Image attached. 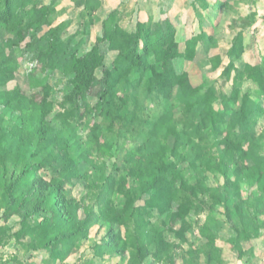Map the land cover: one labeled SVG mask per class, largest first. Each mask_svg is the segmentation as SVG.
Wrapping results in <instances>:
<instances>
[{
    "label": "trees",
    "instance_id": "trees-1",
    "mask_svg": "<svg viewBox=\"0 0 264 264\" xmlns=\"http://www.w3.org/2000/svg\"><path fill=\"white\" fill-rule=\"evenodd\" d=\"M51 1L39 6L36 0H0V247L12 241L15 248L26 246L52 264H64L88 240L90 224L99 221L110 229L105 246L95 248L120 258L127 254L129 264H145L151 243L153 264H222L211 217L198 230L201 246L191 250L187 242L188 217L220 206L235 233L231 241L239 259L246 252L240 247L259 237V222H264V65L241 62L247 43L243 33L255 20L239 21L226 64L218 55L211 58L221 81L231 82L230 93L215 108L213 88H193L189 74L175 68L178 60L193 62L199 45L206 39L212 43L210 36L198 32L180 43L177 28L165 16L138 20L127 30L113 10L101 21L95 44L80 55L61 37L65 22L53 25L49 19L56 6ZM69 1L90 19L100 7L97 0ZM195 2L201 10L208 8L205 0ZM225 6L215 1L212 10ZM103 43L114 54L109 67L99 48ZM14 49H22L34 64L26 90L16 81ZM49 74L67 84L58 105L51 100L52 87L40 78ZM245 83L254 87V96L243 92ZM88 118L92 124L85 126ZM102 127L109 141L102 142ZM127 142L137 145L127 150ZM113 144L124 166L107 173L101 159ZM83 166L98 175L105 198L120 196L121 209L105 200L95 218L66 199V187L82 178ZM43 171L51 176L40 177ZM215 174L222 187L210 188L207 179ZM199 194L210 204L198 202ZM152 213L156 226L144 220ZM132 218L134 230L128 226ZM12 219L15 223L7 227ZM158 227L172 233L175 244L166 242Z\"/></svg>",
    "mask_w": 264,
    "mask_h": 264
},
{
    "label": "rangeland",
    "instance_id": "rangeland-1",
    "mask_svg": "<svg viewBox=\"0 0 264 264\" xmlns=\"http://www.w3.org/2000/svg\"><path fill=\"white\" fill-rule=\"evenodd\" d=\"M55 1V0H54ZM133 3H128L127 8L121 7L115 9V14L118 19V24L127 30H133L136 22L140 19V12L145 11L143 22H155L162 18V16L170 17L174 26L177 28V39L179 42L189 37L191 34H198L203 32L205 38H212V44L209 39H206L204 43H201L198 47L197 56L193 62L176 61L175 68L178 72L186 71L189 74V81L193 88L201 87L202 91H206L209 88H213L215 91V103L214 107L218 108L223 99L228 96L231 91V82L224 83L219 77L220 71H213L211 67V58L213 56H220L222 64L227 63L225 52L228 49L230 41L234 34L239 30L240 23L246 16L253 18L254 25L252 28L244 30L243 36L247 43L245 46V52L242 56V64L250 65H264V22L262 16H264V0H205L208 4V8L201 10L198 7V3L195 0H146L147 7L142 8L139 4V0H129ZM215 1L226 4L225 8L221 11L212 10V5ZM51 0H36V4L48 5ZM54 13L49 17L53 25H57L60 22H65L66 29L62 31L61 37L64 42L78 51V54L82 55L88 51L94 44L99 33V26L103 19L92 15L91 19L83 15L82 12L70 5L68 0H58L55 2ZM200 10V11H199ZM200 14V15H199ZM236 21L237 23H234ZM200 23V24H199ZM240 24V25H239ZM210 36V37H209ZM213 39L215 40L213 42ZM209 44L211 46L209 47ZM4 38L0 33V49H4ZM102 55L104 56L105 65L110 66L114 54L107 50V44L103 43L99 46ZM14 65L18 71L17 83H20L21 87L26 90V80L30 74L34 64L30 61V55L26 54L22 49H14L12 53ZM239 63H237L238 65ZM96 76L101 77V70L96 72ZM38 77V76H37ZM43 81L48 83L52 87L51 100L54 104L61 101L62 96L67 91V84L65 80L58 75L49 74L43 77ZM29 81V80H28ZM243 92H247L251 95H255L256 91L254 87L246 84L243 86ZM259 103H262L261 98H257ZM56 108L55 111H59ZM264 121L263 118L260 119ZM259 120V121H260ZM92 119L88 118L85 122V126L92 124ZM80 136L84 135V131L78 130ZM102 142L109 141V136L106 135L104 127L99 134ZM114 143V141H113ZM137 144L133 142H127V150H132ZM118 158H121V152L115 150L113 144V150L110 153L103 155L101 163L104 164V172L116 171V169L122 170L123 163H118ZM192 173H185V177L189 179ZM50 173L43 171L40 173V177L49 178ZM80 178L75 181L73 187L68 186L65 189V197L67 200H75L79 202V206L82 210L88 211L92 217H97V210L99 206H102L105 200H110L114 208L121 209L123 206V200L120 196L111 195L106 197L102 192L98 190V175L89 171L87 167L80 168ZM223 180L218 175H213L207 179L206 185L208 187H222ZM244 190L246 188H243ZM220 190V188H219ZM135 191H138L136 186ZM221 191V190H220ZM198 202H205L206 205L210 204V200L206 196L199 194ZM106 204V202H105ZM203 207L207 209L208 207ZM1 189H0V214L1 210ZM137 210V209H136ZM224 208L215 206L213 210L205 211V213H197L196 215H190L188 222L191 225L190 230L187 233V242L191 250H196L201 246V237L198 236V230L205 222L206 217H211L214 220L211 228H214L216 255L222 264H264V222L261 224L259 237L249 243H245L242 250L246 252L238 259L237 254L234 253V242L231 241L235 238V233L229 229L226 225V217L224 216ZM141 213V212H140ZM81 218L84 215L80 213ZM144 220L150 224V226H156L158 221L157 216L154 213L150 215H144ZM15 223V219L10 220L7 223V227L12 226ZM0 224H2L0 222ZM89 227V238L82 243L80 249L70 256L64 264H129L127 254L123 257L110 255L103 250L95 248V246H105L106 236L110 229L107 225L101 222L91 223ZM128 226L135 229L133 218L128 222ZM147 230H150L151 227ZM220 226V227H218ZM113 232L117 229L113 227ZM178 228V225L175 227ZM116 229V230H115ZM161 232L162 238L166 242H173L175 244L176 239L167 230L163 231L161 227H158ZM121 234L124 235V228H120ZM154 237H152L153 239ZM240 245V244H239ZM14 243L9 241L4 247H0V264H12V258H15V264H52L48 259V256L43 253H35L27 250L26 246L14 247ZM103 248V247H102ZM149 256L145 264H153V252L155 247L151 243L148 246ZM186 246L181 248L182 255ZM110 255L111 258L106 256ZM179 261V260H178ZM178 263V262H176ZM180 263V262H179ZM60 264V263H55ZM199 264H207L202 260H199ZM212 264H216L212 263Z\"/></svg>",
    "mask_w": 264,
    "mask_h": 264
},
{
    "label": "crops",
    "instance_id": "crops-1",
    "mask_svg": "<svg viewBox=\"0 0 264 264\" xmlns=\"http://www.w3.org/2000/svg\"><path fill=\"white\" fill-rule=\"evenodd\" d=\"M97 1L100 3V7L94 15L96 17H101V19H104L111 11H113L115 9H119L121 7L127 8V4L130 2L129 0H97ZM55 2H58V0H55ZM130 3H133V2H130ZM139 3H141L139 5L142 8H146L148 5L146 0H139ZM70 5L73 7V4L71 2H70ZM144 12L145 11L140 12V19L139 20L142 22L144 21L143 20L144 17H147V16H144V14H145Z\"/></svg>",
    "mask_w": 264,
    "mask_h": 264
}]
</instances>
